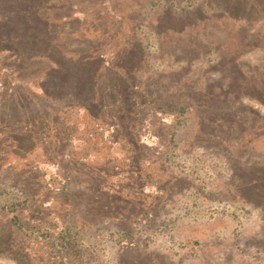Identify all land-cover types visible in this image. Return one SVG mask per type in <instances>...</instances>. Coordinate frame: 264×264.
Instances as JSON below:
<instances>
[{"label": "rangeland", "instance_id": "obj_1", "mask_svg": "<svg viewBox=\"0 0 264 264\" xmlns=\"http://www.w3.org/2000/svg\"><path fill=\"white\" fill-rule=\"evenodd\" d=\"M166 1L91 0L90 11L83 7L87 14L72 16L74 21L62 30L70 35L63 36L60 43L71 53L84 50L103 54L108 61L119 58L118 69L132 82H148L159 73L181 71L184 81L192 80L181 92L182 98L185 92H209L210 99L197 101L195 107L202 105L211 113H217L220 98L209 87L216 79L236 76L235 68L240 78L251 83L264 79V0H256L257 7L249 10L231 7V0H175L174 6ZM174 11L182 18H172ZM55 55L49 54L47 59ZM233 59L235 64L228 65ZM93 68L89 66L91 74ZM5 74L0 67V79ZM6 75L9 80L15 76ZM174 81L177 83L176 79L170 83L173 89L178 88ZM68 99H72L70 93L61 102ZM183 103L194 105L186 100ZM177 104L165 106L171 110ZM245 108L264 115V103L250 97L245 98ZM193 112L185 109L176 114L162 112L148 121L131 120L141 137L137 144H129L122 137L107 140L109 127L103 131L84 111H70L69 120L78 130L77 140L68 148L69 156L54 155L51 162L52 158L43 155V147L47 142L54 144L56 134L44 142L45 134L35 133L30 137V151L20 152L21 158L26 156L24 160L15 156L17 150L4 149V167L11 172L22 171L26 165L39 166L42 181L48 178L59 187H63L62 177L73 175L70 185L76 192L86 191L89 185L85 184L93 181H103L107 189L116 192L102 201L109 208L99 217V225L112 226V230L80 234L77 247L70 249L73 260L69 264H118L141 252L172 264H264V245H260L264 240L258 241L264 239V126L252 135L244 132V127L239 139L224 128L218 138L217 131L216 136L211 133L213 126L209 129L197 118L199 113ZM74 157L79 164L73 171L72 166L69 172L61 169ZM257 169L263 175L249 178L242 174V170ZM30 183V178L18 181L19 187L0 194V204L25 200L35 190ZM117 196L124 199L123 205L111 204ZM55 198L54 204H64L62 194ZM77 203L80 206L84 201L78 197ZM109 212L119 219L110 220ZM120 230H131L127 237L133 244L123 255L120 240L126 234ZM20 244L28 246L25 241ZM41 246L39 242L30 252L0 251V264H32L34 253L39 254L37 259L45 254ZM129 247L135 255H130ZM93 251L91 258L83 256Z\"/></svg>", "mask_w": 264, "mask_h": 264}, {"label": "trees", "instance_id": "obj_2", "mask_svg": "<svg viewBox=\"0 0 264 264\" xmlns=\"http://www.w3.org/2000/svg\"><path fill=\"white\" fill-rule=\"evenodd\" d=\"M90 1L0 0V67L6 74L15 75L11 80L6 74L0 79V162L3 164H0V187H5L0 194L16 188L18 181L24 178H30V184L35 189L25 200L0 204V251L19 252L25 249L26 252H30L34 250L33 246L40 242L45 254L37 259L39 254L34 253L32 257L36 261H32V264H69V261L73 260L70 249L77 247L80 234L96 235L99 231L112 230V226L99 225V217L109 208V204H101L102 201L116 192L107 189L103 181L99 183L93 181L92 185L86 183L85 185L89 187L84 192L72 191L70 184L75 176L69 174L62 177L63 187L53 186L48 178L47 181L43 178L46 182L42 181L39 166L30 168L26 165V168H21L22 171L11 169L9 172V168L4 167L6 161L4 149L17 150L15 156L21 158L20 152L30 149L28 147L31 135L45 134L43 139L47 142L55 133L54 144L47 142L43 147V155L52 158L53 163L54 155L69 156L68 148L77 140L75 134L78 129L69 120L68 113L74 110L77 113L84 111V114L97 122L103 131L109 127L107 140L119 141L122 137L127 139L129 144H137L141 137L131 120L148 121L163 113L172 114L174 111L176 114V111L183 112L185 109L194 111L192 114L199 113L197 118L202 119L209 129L213 126L211 133L216 136L217 131L218 138H220L218 132L224 128L234 134L235 139H239L242 133L247 131L252 135L254 131L264 126L259 124L261 120L264 121L262 113L245 108L246 97L264 103V79L251 83L248 79L240 78L236 68L234 71L236 76L225 75L209 86L213 87L211 91L218 93L221 98L218 99L217 113H211L209 108L204 109L202 105L195 107L197 101L210 99L209 92L200 90L194 95L192 92H185V98H182L181 92L192 80L184 81L181 71L159 73L148 82L143 80L132 82L118 69L116 61L119 58L108 61L102 57L103 54L84 50L72 52L75 56L72 55L71 51L66 50L65 45L60 43L65 39L63 36L70 35L62 30L74 21L72 16L81 14L84 16L90 11L92 7L88 4ZM163 1L159 0V3ZM169 3L174 6L176 1L167 0L166 4ZM229 5L242 10L257 7L256 0H231ZM80 7L83 10V7H87V12L82 11ZM173 14L172 18L176 20L182 18L178 12L174 11ZM59 23L61 25L58 27ZM62 24L63 28H60ZM179 50L182 53V50ZM49 54H56L53 56L55 58L47 59L51 57ZM66 58L69 63L66 62ZM236 61L233 59L228 65H234ZM89 66H94L92 74ZM28 72L34 73H31L33 74L31 76ZM173 78L177 80V83L175 81L174 83L178 88L173 89L170 85ZM240 81L246 84H241ZM29 86L35 87V90L30 91ZM36 88L41 91L38 92ZM67 93H70L72 99L62 103ZM186 94L192 97L188 98ZM58 98H61V101H58ZM185 100L194 105L184 106ZM171 102H178V106L171 110L167 109L165 105ZM67 113V116L62 117ZM73 124L74 126L70 128ZM244 127L247 128L243 132ZM247 142L254 144V140ZM25 157L21 159L24 160ZM78 164L77 158L74 157L63 164L61 169L68 168L69 172L72 166L73 171ZM10 165L14 163L11 162ZM242 174L250 178L263 175V171L242 170ZM41 185H44L43 189ZM47 191L49 194L45 196ZM250 192L254 193L251 190ZM58 193L63 195L64 204L53 203L57 200L55 197ZM78 197L84 204L78 206ZM124 203V199L117 196L111 204ZM61 207L64 208L59 209ZM109 213L113 216L110 220L119 219L117 214ZM117 223L119 222L115 224ZM120 231L126 234V237L120 240L123 255L127 251V246L133 244L127 237L131 230ZM262 240L264 239L258 241ZM21 241L27 242L28 246L22 248ZM260 245H264V242ZM129 248L130 255L132 252L135 255L134 249ZM75 253L74 250L73 255ZM93 254L94 251L89 255L84 253L83 256L91 258ZM136 256L137 258L132 257L128 262L121 259L118 264H172V261L163 262L161 258L145 252L136 253Z\"/></svg>", "mask_w": 264, "mask_h": 264}]
</instances>
